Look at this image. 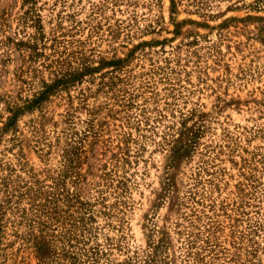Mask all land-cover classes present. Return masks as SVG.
Listing matches in <instances>:
<instances>
[{
  "label": "rangeland",
  "instance_id": "obj_1",
  "mask_svg": "<svg viewBox=\"0 0 264 264\" xmlns=\"http://www.w3.org/2000/svg\"><path fill=\"white\" fill-rule=\"evenodd\" d=\"M0 264H264V0H0Z\"/></svg>",
  "mask_w": 264,
  "mask_h": 264
}]
</instances>
